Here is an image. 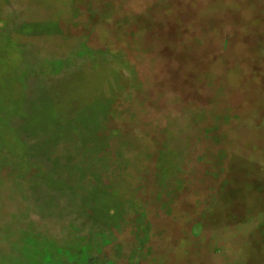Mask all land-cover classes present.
Instances as JSON below:
<instances>
[{
	"label": "rangeland",
	"instance_id": "1",
	"mask_svg": "<svg viewBox=\"0 0 264 264\" xmlns=\"http://www.w3.org/2000/svg\"><path fill=\"white\" fill-rule=\"evenodd\" d=\"M89 249L264 264V0H0V264Z\"/></svg>",
	"mask_w": 264,
	"mask_h": 264
},
{
	"label": "trees",
	"instance_id": "2",
	"mask_svg": "<svg viewBox=\"0 0 264 264\" xmlns=\"http://www.w3.org/2000/svg\"><path fill=\"white\" fill-rule=\"evenodd\" d=\"M112 216H109V217H106L105 219H110ZM99 219H102V221H103V216H99L98 217ZM73 219H75V217L73 218ZM103 225L104 226H107L106 225V223L105 222H103ZM102 225V226H103ZM107 227H109V226H107ZM108 229V228H107ZM105 246V245H104ZM103 246V247H104ZM93 252L94 251H91L90 249L89 250H86V251H84L83 252V260H84V262L82 263V264H86L87 262H89L90 260H87L88 258H92V257H94V255H93ZM95 253V252H94ZM95 256H97V254H95ZM81 259V258H80ZM77 260V259H76ZM93 261V260H92Z\"/></svg>",
	"mask_w": 264,
	"mask_h": 264
},
{
	"label": "flooded vegetation",
	"instance_id": "3",
	"mask_svg": "<svg viewBox=\"0 0 264 264\" xmlns=\"http://www.w3.org/2000/svg\"><path fill=\"white\" fill-rule=\"evenodd\" d=\"M98 257H92V258H88L87 260H90L89 262H87L86 264H94L95 260H98ZM93 260V261H92Z\"/></svg>",
	"mask_w": 264,
	"mask_h": 264
}]
</instances>
